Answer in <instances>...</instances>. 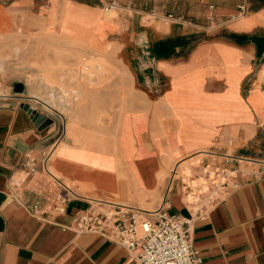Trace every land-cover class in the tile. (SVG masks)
<instances>
[{"label":"crops","instance_id":"obj_1","mask_svg":"<svg viewBox=\"0 0 264 264\" xmlns=\"http://www.w3.org/2000/svg\"><path fill=\"white\" fill-rule=\"evenodd\" d=\"M52 1L0 0V5L39 16ZM58 2L54 15L73 7L102 21L103 43L119 50L121 71L135 89L131 98L147 99L142 106L147 121L135 120L133 126L138 148L160 163L154 134L173 162L178 153L193 154L189 148L208 143L204 127L211 130L190 181L225 169L230 174L223 197L205 215L193 214L184 200L188 183L163 179L146 200L153 212L163 206L168 215L188 220L201 264H264V0ZM112 10L115 16L106 18L103 12ZM14 84L11 78L0 83V264H133L110 237L76 232L75 219L90 208L106 207L117 195H136L119 192L112 172L91 171L73 159L76 144L68 123L58 143L55 119L52 132L39 131L23 106L48 115L43 102L29 86L16 92ZM126 108L135 113L133 102ZM162 114L171 116L164 119L168 130L157 117ZM194 126L192 140L189 128ZM50 150L48 173L44 159ZM28 156L37 170L26 164ZM65 186L73 194L61 206ZM135 200L125 205L142 210L140 219H157Z\"/></svg>","mask_w":264,"mask_h":264},{"label":"rangeland","instance_id":"obj_2","mask_svg":"<svg viewBox=\"0 0 264 264\" xmlns=\"http://www.w3.org/2000/svg\"><path fill=\"white\" fill-rule=\"evenodd\" d=\"M4 1L7 4L9 3V0H4ZM56 4L60 5L58 0H53L50 8H46L47 13L46 14L44 13L42 15L46 16L44 17L46 22H50V21L56 22V25L53 26V28L59 33V35H61L58 45L60 46V54L62 53L61 57L63 58V61L65 63L66 62L69 63L70 65L68 67H71L76 63L75 59L73 58V55L78 57L79 55L82 54L81 53L82 48L76 45L78 41V34L76 32V29L79 30L81 28L82 31L84 30L87 33V35L90 36L89 40L87 41L90 42L91 47H93V43L91 42V40L96 38L97 43L100 45V49L107 50V53L103 54L106 60H103L104 62L101 60L102 71H94L93 73L94 76L92 77V79H88V80L80 79L76 76H73L71 72H67L64 74L62 78L60 75L56 78L57 83L63 85V91L61 93H60L61 89L58 87H57L58 89L56 90L57 92H52L51 90L47 89L43 85V83H41L40 79L36 75L38 74L37 70L47 68L45 64L48 63V61L45 62L47 58H44L43 55L42 54L40 55V53L38 52V46L36 44L37 41L35 36L39 30L35 26L34 20L38 16L36 15L29 16L21 11L6 9L2 5H0V20H5L7 22L6 25L0 22V27L3 28L8 27L10 28L11 32H14V34L16 35L22 33L23 31L27 32L28 29H30L28 31L30 32L28 34V38L21 37V39L16 41L15 40L13 41L12 38H6L4 35L0 36V51L2 50L1 46L5 47V45L18 46L22 49L32 47L33 49L32 51L27 52L28 56L25 55L20 60L21 61L20 63L25 61V66L19 64L21 67V69L19 70L12 69L13 65L17 63L15 62L16 58L12 56L13 53L9 55V53L6 54L8 50L3 51L4 53H2V56L4 58V61L3 62L0 61V83L11 78L12 80H14L15 83L14 90H16V92H23L24 90L27 89V86L30 87L31 92L32 90L34 91L36 90L37 92H39L41 96H39L38 99L43 102V105H41V109H44L48 113V115L46 114L47 117H49L52 120L55 119L58 122L56 128L58 131L57 138L59 135H62L64 137V133L66 131V123H69L73 117V113L71 111H66V104L67 103L70 105L73 104L74 101H71V99H69V95H70L69 92H71L74 89H79L81 91L83 89L86 90L87 95L89 96L88 98L90 104L88 105L90 109H92V103L95 102L97 103V107L101 109L111 108L112 111L111 110L108 111H111L110 116L114 117L117 113L116 106L119 105L118 104L119 101H121L124 98V100L126 101L125 104L129 105L132 102L134 103V107H136V109L133 110L135 112L133 116L136 117V121L141 118L142 120L147 121V118L149 116L147 114V108L142 107L144 104H147V99L145 97L144 99L142 97L140 99L131 98L132 97L131 94L135 89L133 88V85L128 82L127 74L121 71L122 60L119 50L116 49L115 46L111 43H103L104 37L102 31V25H103L102 21H100L99 18L92 17L86 12L78 11L73 7H69L68 9L62 10L58 12L56 15H54L55 12L53 11V8ZM62 5L67 6L69 5V3H64ZM2 12L5 14H3ZM103 14L105 15L106 18L111 19L115 16L116 13L115 11L112 10L109 12H103ZM70 21L71 23H68ZM20 29L22 30V32H20ZM87 46H89V43ZM52 53L54 54L53 51L49 53L50 57H53ZM87 57H88V61L92 63L94 66L98 64L96 54L92 51V49H90V52H88ZM26 66L31 68L30 69L25 68ZM64 90L66 94L64 93ZM124 92H126L125 95ZM51 93L54 94V96H51L50 95ZM116 94H118V98H116ZM50 106H53V108H50ZM157 117L163 121L165 129L168 130L170 127L169 123L166 124L164 118L161 115L160 116L158 115ZM99 118L101 125L103 127H109L113 123L109 116L99 115ZM219 122H224V121H219ZM208 128L209 127H204V132L208 134L207 137L208 143L197 144L189 148L187 152L196 151L193 154L183 155L178 153L176 157L173 156L172 157L173 162L168 163L167 173L164 176L165 177L164 181L166 180L167 182L169 181L171 183V181L173 180L174 182H178L179 185L182 184V182H185L188 183L192 188H195L198 184H201L202 179H199L200 175L197 181H192V182L190 181V176H194L197 173L196 169L199 166L200 157L202 156L200 155L201 153L200 151L203 150L201 148H205V146L210 144L209 138H210L211 130H209ZM195 131H196L195 126L189 128V136H191L190 139L192 140L195 138ZM70 137L72 138L73 141L75 140L73 136ZM152 139L154 140L155 146L159 154L162 156L158 148V147L161 148L158 138L155 137L154 134H152ZM121 141H122L123 149L128 153H130L132 150L137 148L136 142H134L133 136L129 132H126V134L124 133V137L121 138ZM116 159L118 160L117 162L118 165L124 166L123 169L120 170L121 171L120 177L118 179L120 183L119 192L120 191H122V193L125 192L126 194L125 196H129V198L132 195L131 193L134 192V194L136 195L135 197L136 200L132 198L130 199L121 198L120 195H117L116 196L117 199L110 200L111 203H116V202L120 203L123 201L127 202V200H131V201L135 200L136 202H138L140 206L139 208H141L142 207L141 203L146 199V196L147 199L153 198L155 196V190L146 191V196L141 192L138 193V191L133 190L134 188L133 185L135 184V180L131 172L127 169L129 164H127L126 161L123 159V157L120 155H118ZM169 159H170V155H169ZM181 161L185 162L184 163L185 169L188 171L186 172L188 173V176L185 179H184V175H176L174 171L177 163ZM162 182L163 180H161L159 183L161 184ZM188 197H190L191 199L189 200ZM184 200L186 202H191L192 200L191 194L185 193ZM151 211L154 210L152 209Z\"/></svg>","mask_w":264,"mask_h":264},{"label":"bare ground","instance_id":"obj_3","mask_svg":"<svg viewBox=\"0 0 264 264\" xmlns=\"http://www.w3.org/2000/svg\"><path fill=\"white\" fill-rule=\"evenodd\" d=\"M44 17L46 16L39 15L34 20L35 26L39 30V33H36L35 38L37 41L36 44L38 46V52L40 53V55L42 54L44 58H47L45 62L48 61V63L45 64L47 68L37 70L38 74L36 75L47 89L51 90L52 92H57L56 90L60 88L61 93L63 91V85L57 83L56 78L59 75L62 78L67 72H71L73 76H76L80 79L88 80L92 79V77L94 76V71H102L101 60H106L103 54H106L107 50H101L100 45L97 43V39L94 37H92L94 39L91 40V42L93 43V47H91L90 42L87 41L89 40L90 36H88L84 30L83 32L81 28L79 30L76 29V32L78 34V41L76 45L82 48V54L78 57L73 55L76 63L71 67H68L70 64L63 61V58L61 57L62 53L60 54V46L58 45L61 35H59V33L53 28V26L56 25V22H46ZM0 22L4 23V25L7 24L5 20H0ZM68 23H71V21ZM29 30L30 29H28V31ZM28 31L22 32V30L20 29V32H22L23 34L18 32L19 34L16 35L14 34V32H11L10 28L0 27V36L4 35L6 38H12L13 41H16L21 39V37L28 38V34L30 33ZM88 43L89 46H87ZM1 49V62L4 61L2 53H4L3 51L5 50H8L6 54L9 53L10 55L11 53H13L12 56L16 58L15 62L17 63H15L14 65L11 64L13 65V70L21 69V64L25 66V61L23 60L24 62L20 63V60L25 55H27V52L33 50L32 47L22 49L18 46L10 45H5V47L1 46ZM90 49H92L97 57L98 64L95 66L88 61L87 54L88 52H90ZM51 51L54 52V54L52 53L53 57L49 56V53ZM25 68L30 69L31 67L26 66ZM83 90L81 91L79 89H74L69 92V99L74 102L72 105L68 103L66 104V111H71L73 113V117L67 125V132L70 136L74 137L76 144L73 159L77 162H82L85 165L86 169L99 172L109 171L119 179L121 172L120 170H122L124 167L118 165L117 163L118 160L116 159V157L120 155L123 157L126 163L129 164L127 169L131 172L135 180L133 190L138 191V193L141 192L142 194H145V196L146 191H154L156 185H158V183L164 179V176L167 173L168 163H170V161L168 160L170 155L168 149L158 147L162 154L160 163L157 162L155 158L151 157L138 147L132 150L130 153L126 152L123 149L121 138L124 137V133L126 134V132H129L133 136L134 142H136V140L134 139L135 130L133 129V126H135L136 117L132 115V112H129L127 110V104H125L126 101L124 100V98L119 101L120 104L117 113L114 117H112L110 116V112L112 111L111 108L101 109L97 107V103L95 102L92 103V109H90L88 105L90 104L88 98L89 96L87 95L86 90ZM32 93L37 98L41 96L40 93L36 90H32ZM64 93L66 94L65 90ZM125 94L126 92H124V95ZM50 95L54 96V94L52 93ZM50 108H53V106H50ZM99 115L109 116L113 123L109 127H103L101 125ZM162 117L165 120H170L171 116L169 117L167 114H162ZM174 117L176 121L180 122L177 116ZM184 163V161L178 162L174 171L176 175H184L185 179L188 176V173H186L188 171L185 169ZM118 188L120 189L119 181ZM188 199L190 200L191 198L188 197ZM146 200L147 196L146 199L141 203V209H146L150 212H153L151 211L152 209L150 204H148ZM114 204L125 205L126 202H116Z\"/></svg>","mask_w":264,"mask_h":264},{"label":"built area","instance_id":"obj_4","mask_svg":"<svg viewBox=\"0 0 264 264\" xmlns=\"http://www.w3.org/2000/svg\"><path fill=\"white\" fill-rule=\"evenodd\" d=\"M113 6L110 4V7ZM239 10L241 13L246 11L243 5L239 6ZM170 19L177 23L184 22L180 18ZM62 138L63 136L59 135L56 143ZM51 154L52 150L45 154L44 159V170L48 173ZM33 161L28 156L26 164L35 171L37 169L31 164ZM229 174L225 169L214 168L201 178L199 186L192 188L184 184L186 194L192 196L191 202L186 203L193 214L205 215L213 204L223 197ZM70 194H73L70 187L65 186L58 198L61 206L70 199ZM103 206L106 207L90 208L77 216L76 232L97 233L110 237L127 250L133 264H201V259L191 243L186 218L168 215L163 211V206L155 212H149L158 214L154 221L140 219L142 210L132 206L111 202H106ZM33 210H36L35 206Z\"/></svg>","mask_w":264,"mask_h":264},{"label":"water","instance_id":"obj_5","mask_svg":"<svg viewBox=\"0 0 264 264\" xmlns=\"http://www.w3.org/2000/svg\"><path fill=\"white\" fill-rule=\"evenodd\" d=\"M23 108L30 116H32L35 126L38 127L39 131H42L44 135L55 129L53 120L34 110L30 104H24Z\"/></svg>","mask_w":264,"mask_h":264}]
</instances>
